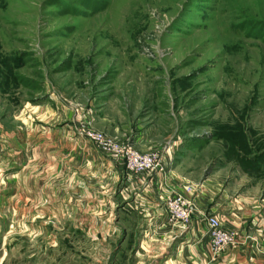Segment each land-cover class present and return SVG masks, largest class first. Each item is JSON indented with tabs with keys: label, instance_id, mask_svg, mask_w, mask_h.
<instances>
[{
	"label": "rangeland",
	"instance_id": "374dc122",
	"mask_svg": "<svg viewBox=\"0 0 264 264\" xmlns=\"http://www.w3.org/2000/svg\"><path fill=\"white\" fill-rule=\"evenodd\" d=\"M89 128L170 155L208 238L216 202L263 195L264 0H0V264H162L99 161L66 170Z\"/></svg>",
	"mask_w": 264,
	"mask_h": 264
},
{
	"label": "crops",
	"instance_id": "0c3cea01",
	"mask_svg": "<svg viewBox=\"0 0 264 264\" xmlns=\"http://www.w3.org/2000/svg\"><path fill=\"white\" fill-rule=\"evenodd\" d=\"M96 127L98 128V125ZM116 137L130 138L131 143L141 147L138 148L139 150L146 151L159 146L165 140L162 138L155 145H151L149 138L134 135L128 130ZM68 141L70 142H64V144H70V151L64 153L62 159L75 163L65 164L66 170L71 173L75 172L77 160L80 158L86 162L88 174L91 173L94 176L98 172L95 171V163L96 160L99 161L102 166L99 170L108 176L111 191H115L116 185L119 186L118 194L124 200L129 199L134 203V207L142 211L144 215L148 217L152 215L149 225L157 230L154 233L156 236L162 232L160 235H163V241H166L165 259L162 264H176V261L178 263L182 261V264H264V190L262 197L257 199L240 196L231 199L225 210H219L218 202L215 203L214 215L218 214L227 229L236 231L238 243L214 254L210 249L207 234L205 235L206 224L202 218L205 211L212 210V208L207 210L209 204L206 202L199 203L200 213L198 216H193L190 227L184 231L185 240L183 242L174 241L183 232H178L177 226L167 221L162 204L172 189L183 191V185L191 184L188 179L180 176L173 169L170 155L161 156V167L158 171L136 178L128 175L119 162L104 156L88 140L72 138ZM192 186L195 185L192 184Z\"/></svg>",
	"mask_w": 264,
	"mask_h": 264
},
{
	"label": "built area",
	"instance_id": "2783aa9c",
	"mask_svg": "<svg viewBox=\"0 0 264 264\" xmlns=\"http://www.w3.org/2000/svg\"><path fill=\"white\" fill-rule=\"evenodd\" d=\"M87 132L98 149L119 162L127 174L132 177L137 178L145 174L154 173L161 167L159 153H140L124 143L123 140H114L106 137V135L96 132L92 128H89ZM182 188L183 191L172 189L170 191L171 194H167L164 201V209L169 223L174 225L179 223L183 226H188L193 209V204L188 196L194 192V187L192 185H183ZM183 192H186V194ZM207 222L211 228L208 234L209 246L214 254L236 244L233 229L224 228L217 216L208 217Z\"/></svg>",
	"mask_w": 264,
	"mask_h": 264
}]
</instances>
